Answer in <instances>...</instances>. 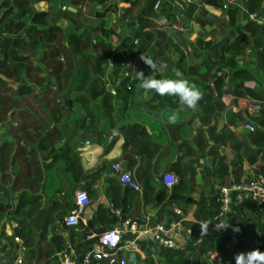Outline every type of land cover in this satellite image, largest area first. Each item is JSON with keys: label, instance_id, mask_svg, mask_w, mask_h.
Wrapping results in <instances>:
<instances>
[{"label": "trees", "instance_id": "trees-1", "mask_svg": "<svg viewBox=\"0 0 264 264\" xmlns=\"http://www.w3.org/2000/svg\"><path fill=\"white\" fill-rule=\"evenodd\" d=\"M104 1L92 0L104 6L102 10L95 5L89 7L93 16L86 23L78 14L85 0H0V252L6 256L4 264H12V253L19 249L23 250V264H58L55 253L63 249H72L73 264H82L87 248L97 241L96 236L86 238L88 232L81 229L80 222L74 227L63 225L58 201L42 203L41 181L46 170L62 169L67 173L65 199H69L74 183L83 175L88 198V185L108 165L102 161L84 173L79 155L58 145L66 127L62 123L67 114L66 94L75 93L72 101L85 111L80 124L74 121L75 128H87L96 140L102 139L94 100L101 96V114L110 116L113 98L132 102L140 87V81L125 72L126 59L137 60L146 77L175 79L173 70L178 69L203 93L195 110L185 109L189 116L184 122L170 124L163 120L164 115L157 117L167 128L165 143L154 141L143 124L150 115L146 108L165 110L167 116L178 108L177 97L147 91L145 107H134L136 116L143 114L142 121L131 120L117 128L125 169L136 166L144 172L139 177L143 198L147 192L153 193L155 201L169 197L171 206H179L182 214L191 218L182 221L183 227L194 223L181 247L165 248L148 239L138 240V251L126 256L127 264H211L213 251L222 260L228 257L227 245L232 237L236 244L230 264H236L235 256L241 252H264L262 206L245 200L243 205L233 207L235 215L245 211L239 223L233 216L222 219V228L213 226L221 220L214 219L218 212L217 188L264 176V23L247 17L250 13L259 15L264 0H243V19H233V23L238 21L237 28L228 36L225 30L237 7L234 3L225 7L227 0H124L127 5L120 16L126 30L115 45L108 35L100 36L91 28L92 19L102 20L109 8ZM38 2L46 7L36 8ZM48 2L56 3L57 8L52 11ZM222 5L228 16L217 23L208 13ZM160 16L167 22L159 23ZM175 16L180 18L181 30L172 26ZM190 23L198 27L194 37L195 42L200 40V46L185 36ZM118 50L120 53H116ZM142 54L165 65L164 70L152 73L140 59ZM188 57L194 62L190 63ZM108 78L113 80V94L105 87ZM248 104L250 110L246 109ZM247 122L252 124L251 131L243 126ZM183 126L192 135H183ZM118 134L107 139L108 146ZM170 145L176 156L164 169L176 181L170 187L161 181L152 186L149 173L159 168L158 159ZM222 148H228L229 154L221 153ZM246 167L251 168L250 174L245 173ZM111 191L110 207L120 208L123 219L137 192L124 185L119 196L117 184ZM186 204L190 207L187 210ZM5 216L7 220L3 221ZM7 221L10 226L5 231ZM13 238L20 240V245ZM128 238L132 234L120 236L121 242ZM117 257L122 254L117 252ZM83 264L106 263L88 260Z\"/></svg>", "mask_w": 264, "mask_h": 264}, {"label": "crops", "instance_id": "crops-1", "mask_svg": "<svg viewBox=\"0 0 264 264\" xmlns=\"http://www.w3.org/2000/svg\"><path fill=\"white\" fill-rule=\"evenodd\" d=\"M105 1H111V2L115 1L116 3L114 4V9L111 8L112 11H110V9L109 11L107 10V12H105V14L102 15L101 17L102 20L96 17L93 18L92 19L93 24L91 28L93 29L95 28L99 31V33L100 32L103 33L102 36L108 35L113 45H115L117 43L118 36H120V33L126 30L125 24L122 23L123 18L120 15H118L119 6L117 5H122L121 7H125L126 4L124 0H105ZM105 1L104 3H106ZM92 4H93L92 0H85V2L80 6V9L77 8L80 14L81 12L83 13L84 11L88 14V15H83L85 18L84 21L86 23H88L89 19H91V16H93V13L89 11V7ZM86 5H88L89 7L85 8ZM94 5L95 4H93V6ZM47 6L51 8L52 11H54L57 8L56 3L53 2H48ZM93 6H91L90 8H93ZM35 7L38 9H42L45 8L46 5L44 2H38L35 5ZM94 7L98 8V5L96 4ZM61 8H63V6ZM212 10H214V8ZM208 15L213 19H215L217 23L223 17V15H211L210 13H208ZM106 18H110V20H107ZM105 22L107 25L105 24ZM120 51L121 50H118L116 51V53H120ZM126 60H128V62L129 61L132 62V59L130 60L126 59ZM188 60L190 63L194 62V58L188 57ZM130 62L129 63L126 62L125 66L130 64ZM112 81L113 80H111L110 78L106 79L105 87L109 85L110 86L109 90L113 94ZM139 89L140 87L138 88V92H136L135 96L133 97L134 101L132 102L131 101L122 102L120 100H116L115 98H113L112 105L114 110L110 114V116L101 114V110H102V108L100 107V103L102 100L101 96H98L94 100V103L97 105L94 108V111L96 112V117H98V122L101 123L100 127H98V130L99 129L102 130L104 134L103 138L100 140H96L95 134L89 132V129L87 128H79V129L75 128L74 121H76L77 124H80L82 118L85 117V111L82 108H80V106L76 102L72 101V96L75 93L66 94L67 114L62 120V123H66V127L63 131V139L58 143V145L62 147H69L73 152H76L79 155L81 166L82 169L84 170V173L88 170H91L102 161H104L108 165L102 172L99 173V177L96 179V181L93 184L88 185V189H89L88 203L82 208L81 212L78 213L79 215L78 222L81 223V229H84L85 231L88 232L86 238L95 237L97 234L107 229L121 228V221H122L121 210L120 208L110 207V196L112 194L111 187L112 186L114 187V185L116 184L120 188L119 196H121L123 193L124 185L119 182L118 174L112 170L111 165L114 162H118L120 163L122 168H126L125 167L126 161L122 158V148H121L122 137L120 136V134L116 135V139L111 146L107 145V139L111 137L113 134H115L113 130H117V128L120 125L130 122L131 120L138 119L137 118L138 116H136L138 110L134 108L135 105L140 104L143 107H145L144 102L148 100L146 98H149L147 91L142 90L140 92ZM185 109L191 111V109L185 107L184 110L179 113V119L177 122H184L189 116L188 115L189 113H187ZM232 109L235 110V108ZM247 109H250V107L248 106ZM146 110L150 113L153 120L149 115L146 121L142 123L145 124L147 131L151 135H153L152 138L154 141H160L165 143V141L168 138V134L166 135L167 128L165 124L159 123L157 117L164 115L162 118L164 121H167L168 118L167 116L171 115V113L168 112L167 113L168 115L166 116L165 110L156 111L147 108ZM219 114L222 115V117H224V113H219ZM181 131L183 135H185V133L188 132L185 126H183L180 129V132ZM188 133L192 135L193 132H188ZM101 140L103 141L102 143L99 142ZM165 153L166 154H164L158 159L159 161L157 162V165L159 168L156 171H152L151 169L149 173L151 175L150 179H152V182H150L152 186H155L157 184V181H161V174L165 172L164 169L165 164L174 160V157L176 156V154L174 153L173 145H170L168 151ZM136 163L137 165H139L141 161L138 160ZM152 163L153 161L151 162V164ZM153 165L154 163L152 164V166ZM55 168L52 167L51 169L45 171L42 185L40 188V193L42 196L41 200L43 204L53 202L54 200L58 201L61 204V206L58 208V212L60 213L62 219V217L65 214L75 210V208L73 207V193L77 189H84L85 181L83 180L84 177L82 175L80 181L74 183L71 197L69 199H65V195H66L65 187H68L67 178H66L67 173L62 171V169H60V171H56ZM138 168L134 166L133 168L128 169L131 177L137 182L138 189L134 190L137 192L136 196L134 195L132 196V198H135L134 199L135 201L133 203L131 202V209L130 211L125 213L126 216L124 217L127 218L129 222L134 225V229H135L134 232L125 231L122 233V235L125 233L132 234V238L125 239L124 241L126 240L131 241V239H133L136 236L131 244L124 246L122 250L118 251L122 254V257L119 258H122L125 261L127 255H129L133 251H138V245H137L138 240L140 239L151 240L150 233L157 225L167 227L170 224V222L181 221L180 223L182 224L183 220H181V218H184V220H189V221L191 220L190 217L188 218L186 217L185 214H182V210L179 206L175 204L171 206L169 204V199H170L169 197H165L163 200L155 201L153 193L147 192V194L145 193V198H143L142 184L140 182L139 177L140 174L142 173L144 174V172L141 169L138 170ZM245 173L250 174L251 168L246 167ZM172 207L179 208L180 214H177L174 211H172ZM188 208L190 207H188L187 205L186 210ZM116 209H118L119 211L118 213L115 212ZM240 213L241 214L243 213L245 215L244 210L240 211ZM240 213L238 215H241ZM173 215H178L179 217L177 219H173L174 217ZM230 215L238 216L235 215L233 212H231ZM201 225L199 224V226ZM192 226H194V223L193 224L191 223L187 228H191ZM62 234L66 236L65 231H62ZM16 243L18 244L17 241ZM97 247L98 246L96 242L93 243L87 248L86 253ZM14 253L15 256H18L19 254L18 251ZM5 257L6 256L4 255V253L0 252V264H4Z\"/></svg>", "mask_w": 264, "mask_h": 264}, {"label": "built area", "instance_id": "built-area-1", "mask_svg": "<svg viewBox=\"0 0 264 264\" xmlns=\"http://www.w3.org/2000/svg\"><path fill=\"white\" fill-rule=\"evenodd\" d=\"M156 5L157 2L155 3L154 7ZM247 17L248 19L255 20L258 23H264V5L259 15L250 13L247 15ZM176 19V22L173 23L172 26L173 28L181 30L180 18L176 16ZM243 126L248 131L252 130V124L250 122L245 123ZM111 168L115 173L118 174V180L121 184L133 190L138 189L137 182L131 177L128 170L121 167L120 163H112ZM175 181L176 178L172 173L164 172L161 174V182L165 186L169 187L175 183ZM217 189L218 212L214 216V219L220 217L221 220H218V222L213 224L216 229L222 228L224 225L222 219L225 220L231 216V212L234 213L233 207L235 205H243V201L245 200H249L255 206H262L261 209L264 214V176H251L242 182L228 183L227 185L221 186ZM73 203L75 204V210L65 214L61 219V222L66 227H74L78 224V213L81 212L82 208L88 203L87 195L83 189H77L73 193ZM172 211L180 214V209L177 207H172ZM115 212L118 213V209H116ZM181 220H184V218H181ZM180 222L181 221L170 222L167 227L157 225L150 233L151 240L161 247H177L178 238L180 237L181 232L187 230V228H184ZM134 230V225L130 223L127 218H124L121 221V228H111L97 234L96 244L98 247L85 253L82 262L84 263L88 260H95L97 262H105L106 264H127L124 259L117 257V252L122 250L124 246L131 244L136 236L131 239V241L126 240L124 242H121L120 236L125 231L134 232ZM13 241H17L18 244L21 243L17 238H13ZM235 244L236 238L232 237L231 241L227 245V249L229 252H231V255L228 252V257L224 260H222L217 255L216 251H213L209 256L211 264H230V258L233 256ZM55 256L58 264L74 263V254L72 249H63L55 253ZM12 264H23L21 257L16 256L13 259Z\"/></svg>", "mask_w": 264, "mask_h": 264}, {"label": "clouds", "instance_id": "clouds-1", "mask_svg": "<svg viewBox=\"0 0 264 264\" xmlns=\"http://www.w3.org/2000/svg\"><path fill=\"white\" fill-rule=\"evenodd\" d=\"M140 59L148 66L152 73L161 72L164 70L165 65L157 64L152 58L145 57L143 54ZM175 79H158L153 75L145 76L143 71H136V78L140 81V88L145 91H153L159 96H171L177 97L179 106L174 110L171 115L168 116L167 122L170 124L177 123L179 119V113L188 109L195 110L199 102L203 99V93L197 88L195 84H192L183 77V73L174 69ZM115 134H118V130H113ZM235 231H239L236 229ZM135 261V256H132ZM236 264H264V252L259 249L252 250L247 253H239L235 256ZM136 264V261H135Z\"/></svg>", "mask_w": 264, "mask_h": 264}, {"label": "rangeland", "instance_id": "rangeland-1", "mask_svg": "<svg viewBox=\"0 0 264 264\" xmlns=\"http://www.w3.org/2000/svg\"><path fill=\"white\" fill-rule=\"evenodd\" d=\"M186 2H189V1H192V0H185ZM242 1L243 0H235V1H227L226 3H224L225 4V7H227V4L228 3H234V5L237 7V10H235V12H234V18H232L231 20H230V22H231V24H229V27H227V29L225 30V34H226V36H228V35H230L234 30H235V28H237V22L236 23H233V19L234 20H239V21H242V19H243V17L241 16V6H242ZM106 3L105 4H108V2H109V8L107 9L106 8V10H109L110 9V11H112V9H114V4L116 3L115 1H113V2H111V1H105ZM122 2V1H121ZM126 4V3H125ZM127 5V4H126ZM91 6H93V4L91 5ZM90 6V7H91ZM102 6H104V5H98V9H100L101 8V10H102ZM105 6H107V5H105ZM117 6H119V11H118V15H121V11H122V5H117ZM89 6L88 5H86L85 6V8H88ZM225 7H223V5L221 6V8L220 9H215L214 8V10H211V8H208V10L210 11H212V12H209L211 15H227L228 16V12H226L227 10H226V8ZM84 8V9H85ZM112 8V9H111ZM118 8V7H117ZM105 10V9H104ZM107 12V11H106ZM114 13H115V10H114ZM79 15H88L85 11L82 13L81 12V14H80V12L78 13ZM90 15H92V14H90ZM107 20H110V18H106ZM176 16L174 17V22L173 23H175L176 22ZM158 22L159 23H165V22H167V19L163 16H160L159 18H158ZM105 24H106V22H105ZM107 25V24H106ZM118 25V24H117ZM173 25V24H172ZM119 30V29H118ZM198 30V27L194 24V23H190V27H189V29L188 30H186V33H185V36L189 39V40H191V41H193V42H195L196 41V38H194V35H195V32ZM103 35V33H101L100 32V36H102ZM195 44L197 45V46H200L201 45V42H200V40L198 41L197 40V42H195ZM130 60V59H129ZM130 62V61H129ZM128 62V60H127V63H129ZM125 69H126V73L128 74V75H133V76H136V71H140V63L137 61V60H135V59H132V62H130V64H128L127 66H125ZM241 107H242V105H244V104H239ZM248 106H249V104L248 105H246V107L248 108ZM246 108V109H247ZM248 110H250V109H248ZM140 112H142V110L140 111ZM143 114H141L140 115V117H138V121H139V119L142 121V116ZM148 116V115H147ZM149 117V116H148ZM147 117V118H148ZM101 143L103 142L102 140L100 141ZM220 151H221V153H226V154H229V152H230V150L228 149V148H222V149H220ZM43 178H44V174H43ZM42 181H43V179H42ZM42 181H41V185H42ZM241 214V213H240ZM245 215L242 213L241 215H238L237 217H235V220H236V222L237 223H239L241 220H242V218L244 217ZM230 217H233V215L232 216H229L228 218H230ZM227 218V219H228ZM7 220V217L5 216L4 217V219H3V221H6ZM7 223H8V225L5 227V231H8L9 229V226H10V223L7 221ZM226 223H228V222H226ZM225 223V224H226ZM224 224V223H223ZM189 230H190V228H187V230H185L184 231V233L183 232H181V234H180V237L178 238V242H177V246H179V247H181V246H183L184 245V243H185V236L187 235V233L189 232ZM236 236V235H235ZM252 237L254 238V239H256L257 238V235L255 234V233H252ZM227 252H229V251H227ZM18 256H20V257H22V254H23V250L22 249H19L18 250ZM12 254H15L14 252L12 253ZM25 254H28L27 253V251L25 252ZM229 254L231 255V252H229ZM22 259V258H21Z\"/></svg>", "mask_w": 264, "mask_h": 264}, {"label": "water", "instance_id": "water-1", "mask_svg": "<svg viewBox=\"0 0 264 264\" xmlns=\"http://www.w3.org/2000/svg\"><path fill=\"white\" fill-rule=\"evenodd\" d=\"M109 68H111V62H109ZM106 88H107V89H109V88H110V86H109V85H107V86H106ZM19 245H20V243H19Z\"/></svg>", "mask_w": 264, "mask_h": 264}]
</instances>
